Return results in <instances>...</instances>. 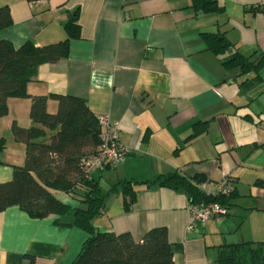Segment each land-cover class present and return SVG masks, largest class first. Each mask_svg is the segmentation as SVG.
I'll return each instance as SVG.
<instances>
[{
    "label": "crops",
    "instance_id": "obj_1",
    "mask_svg": "<svg viewBox=\"0 0 264 264\" xmlns=\"http://www.w3.org/2000/svg\"><path fill=\"white\" fill-rule=\"evenodd\" d=\"M217 2L224 6L221 13L195 11L191 0H0L11 15V23L0 29V40L14 47L64 41L66 22L75 13L80 26V35L68 40L65 56L38 66L27 83L29 96L7 100V113L0 117V137L5 139L0 182L10 180L14 167L24 164L25 143L15 138L13 125L31 126V97L46 96V109L54 113L58 102L51 94H57L82 98L96 114L119 125L127 154L119 165L93 172L100 182L104 175L111 185L172 172L216 181L225 173L236 185L237 169L245 162L242 149L248 155L264 150V142L244 141L246 132L237 126L264 105L258 102L264 79L243 88L241 83L254 73L226 67L228 54L207 48L201 33L218 31L243 55H264V10L257 8L264 0ZM198 121L207 123L206 130L189 138ZM236 193L228 214L196 221L190 229L184 191L141 183L128 209L121 191L108 193L92 222L100 231L130 232L137 241L152 227L165 226L173 264H218L221 245L264 240V207L239 202L237 186ZM55 195L80 204L71 194ZM235 207L240 209L236 213ZM254 215L256 229L251 221L250 236H230ZM55 219L32 217L18 205L0 211V264H70L86 232Z\"/></svg>",
    "mask_w": 264,
    "mask_h": 264
},
{
    "label": "trees",
    "instance_id": "obj_2",
    "mask_svg": "<svg viewBox=\"0 0 264 264\" xmlns=\"http://www.w3.org/2000/svg\"><path fill=\"white\" fill-rule=\"evenodd\" d=\"M190 7L203 13L224 11V6L217 0H191ZM10 23L8 7L1 6L0 29ZM65 30L67 37L64 41L46 45L26 42L14 47L9 41L0 40V117L7 113L10 97L29 96L27 83L40 64L55 62L67 54L68 40L80 35L77 13L67 20ZM201 34L207 48L218 54H228L223 61L226 67H238L241 74L254 73L241 83L243 88L264 79L261 76L264 55L258 58L243 55L218 31ZM51 96L58 102L56 112L47 111L46 96H32L31 126L23 129L13 125L15 138L25 143V161L22 166L14 167L10 180L0 182V211L18 205L32 217L55 215V222L83 229L86 238L70 264H173L165 226L152 227L138 241L130 232L100 231L94 227L92 219L104 209L105 197L110 192L121 191L124 206L128 209L137 184H157L184 191L191 203L217 201L228 214L229 205L237 196L235 182L230 194L216 197L207 195L200 188L199 182L206 179L199 176L188 178L179 172L159 175L149 181L125 178L104 188L94 171L87 174L83 168V159L100 145L99 115L77 96ZM206 124L205 121L195 122L189 138L205 131ZM4 145L5 139L0 137V150ZM58 192L75 196L80 204L60 201L55 195ZM216 261L218 264H264V240L223 244L218 249Z\"/></svg>",
    "mask_w": 264,
    "mask_h": 264
},
{
    "label": "built area",
    "instance_id": "obj_3",
    "mask_svg": "<svg viewBox=\"0 0 264 264\" xmlns=\"http://www.w3.org/2000/svg\"><path fill=\"white\" fill-rule=\"evenodd\" d=\"M257 8L264 10V2L257 5ZM101 127L100 145L98 149L88 154L83 159V168L87 174L105 165L114 167L122 163L127 154L126 148L120 141L119 125L110 119L108 115H99ZM234 182L230 175H223L220 180H204L199 182L200 188L209 196L228 195L233 191ZM190 212V225L193 227L196 221L205 222L210 218L226 213V208L217 201H201L188 203Z\"/></svg>",
    "mask_w": 264,
    "mask_h": 264
},
{
    "label": "rangeland",
    "instance_id": "obj_4",
    "mask_svg": "<svg viewBox=\"0 0 264 264\" xmlns=\"http://www.w3.org/2000/svg\"><path fill=\"white\" fill-rule=\"evenodd\" d=\"M261 87L262 84L260 83L255 88L254 92H257ZM258 102L264 103V96H262ZM259 107V113H256L255 116L253 115V119H240L243 122H237L238 129L246 132L243 140H248L251 144H253L254 141H257V143L264 142V105H259ZM248 151L246 147L241 151V155L244 156L245 162L237 169L240 176V180L236 183L239 193L237 199H239V202L241 200L242 203L246 204H252L255 201L264 207V150H253L249 155L246 154ZM114 170L116 169L111 168V171ZM224 174L225 173H223V175ZM231 178L233 182H235L232 176ZM108 180L109 175H104L101 179L103 187L106 188L109 185ZM235 210L239 211L240 209L235 207L232 212L236 213L237 211L235 212ZM261 213L264 214V212ZM255 217L254 215L248 220L246 218L242 228L237 229V231L232 229V235L230 236H235V238H237L239 233H247L248 236H250V231H252L251 221L253 227L256 229Z\"/></svg>",
    "mask_w": 264,
    "mask_h": 264
}]
</instances>
